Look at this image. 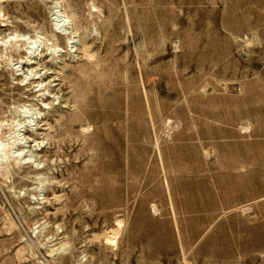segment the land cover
<instances>
[{"label":"rangeland","instance_id":"1","mask_svg":"<svg viewBox=\"0 0 264 264\" xmlns=\"http://www.w3.org/2000/svg\"><path fill=\"white\" fill-rule=\"evenodd\" d=\"M0 264H264V0H0Z\"/></svg>","mask_w":264,"mask_h":264},{"label":"bare ground","instance_id":"2","mask_svg":"<svg viewBox=\"0 0 264 264\" xmlns=\"http://www.w3.org/2000/svg\"><path fill=\"white\" fill-rule=\"evenodd\" d=\"M62 20H63V19H62ZM63 21H64V20H63ZM63 21H62V22H63ZM60 23H61V22H60ZM63 24H64V23H63ZM63 24H62V25H63ZM69 29H70V28H69ZM60 33H61V32H60ZM60 33H56V32H55L54 34H55V36H56L57 38H61ZM65 34H66V33H65ZM69 34L72 35L71 33H69ZM69 34H68V35H69ZM55 36H54V37H55ZM69 38H70V37H69ZM66 40H67V39H66ZM68 40H69V39H68ZM70 40H71V38H70ZM72 40H73V39H72ZM72 40H71V41H72ZM32 42H35V41H32ZM21 64H22V65H25V63H21Z\"/></svg>","mask_w":264,"mask_h":264}]
</instances>
